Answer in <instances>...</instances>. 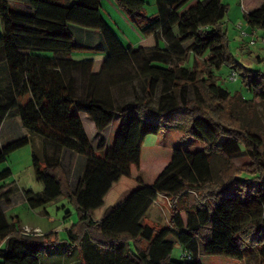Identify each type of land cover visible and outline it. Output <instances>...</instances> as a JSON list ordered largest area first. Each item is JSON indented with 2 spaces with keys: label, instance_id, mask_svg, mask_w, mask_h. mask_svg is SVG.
Here are the masks:
<instances>
[{
  "label": "trees",
  "instance_id": "trees-1",
  "mask_svg": "<svg viewBox=\"0 0 264 264\" xmlns=\"http://www.w3.org/2000/svg\"><path fill=\"white\" fill-rule=\"evenodd\" d=\"M10 1L22 0H0V63L8 75L5 85L0 80V124L8 115L17 116L28 135L0 147V164L31 145L34 176L43 187L23 190L26 204L42 207L64 193L75 204L79 222L67 229L69 241H57L52 231L24 234L18 217L8 220L3 210L11 203L13 188L0 185V264H41L40 257L58 244L64 245L66 256L76 252V264H202L203 255L241 264L247 249L260 247L263 252L264 138L256 130L224 136L218 118L239 94L222 87L215 71L233 69L242 86L261 100L264 71H241L234 61L221 29L227 4L156 0V12L148 16L144 0H113L141 34L135 46L127 47L104 19L101 0H28L32 11ZM240 4L247 25L264 31V0L258 6L251 0ZM68 25L98 30L107 54L73 60L69 55L85 48L74 44ZM121 61L130 62L134 76L143 81L142 95L115 105L102 85L104 75L110 85L132 78L114 75ZM79 70L87 74L82 95L73 76ZM190 89L199 90V101L209 108L191 104ZM79 112L92 120L96 132L119 116L111 147L104 149L103 139L97 147L91 145ZM170 127L205 145L193 152L171 148L158 160V173L147 185L131 168L140 169L146 136ZM62 149L85 157L74 191L61 167ZM242 152L252 162L239 168L231 159ZM213 153H220L226 163L216 180L211 178ZM11 174L9 168L1 170L0 182ZM188 193L196 200L195 209L175 208L171 224L160 228L144 222L158 195L173 202ZM177 244L183 258L192 261L171 258Z\"/></svg>",
  "mask_w": 264,
  "mask_h": 264
},
{
  "label": "rangeland",
  "instance_id": "rangeland-1",
  "mask_svg": "<svg viewBox=\"0 0 264 264\" xmlns=\"http://www.w3.org/2000/svg\"><path fill=\"white\" fill-rule=\"evenodd\" d=\"M144 1V11L148 16L153 15L156 12V0ZM193 1L195 0H192L191 2ZM258 1L259 0H251V3L252 5H255ZM102 2L107 11L106 17L107 19H110L112 28L117 31L118 29L115 24L120 26L118 28H120V33L123 36V44L127 47L135 46L138 39L141 37L138 29L132 24L131 20L129 21L124 11L121 10L113 0H102ZM222 2L228 5V13L224 21L221 23V29L225 33L228 49L234 61H236L241 67V71H245V69L259 72L264 71V31L262 29H252L248 27L243 18V9L240 0H222ZM108 5L115 7L119 16L118 18L109 12ZM245 9L248 8L246 7ZM239 24L240 26H238ZM96 55L98 56L99 54L71 53V57L76 60L81 58H92L94 56L96 57ZM197 61L200 65L202 64L201 59L198 58ZM229 70L230 69L225 68L220 71H215L222 87L226 88L232 94L240 95H235L232 100H229L226 103L225 112L222 114L223 117L218 118L223 123L222 128L225 129L224 136L236 134H243L244 136L245 134L243 132L247 130H256V132H259L264 138V100L252 97L251 93L242 86L240 75H238L237 79L234 81L228 80ZM114 75L116 77L121 75H132L131 79L120 81L114 85L108 84V76L104 75L106 85H102V88L109 89L110 97L115 105L133 100L136 96L142 95L143 81L137 76H134V70L130 62L121 61V64ZM73 76L76 81V89L78 90V93L82 95L87 83L86 71L79 70L74 72ZM198 95L200 96L199 90L196 92L193 89H190L188 92L189 102L198 106L200 110L208 107V105H204L202 101H199ZM149 105L151 107L155 106V101L150 102ZM212 110L217 113L216 109ZM117 116L112 119L110 122L111 124L107 126V128H110L104 130L102 135L105 139L104 144H109L108 146L111 145L114 137V134L110 129L117 125ZM82 122L91 145L97 147V143L101 137L96 132L92 120L86 114L82 113ZM1 137L2 136H0V138ZM204 145V142L200 139L183 137L182 129L176 127L167 128L156 135L150 134L146 136L144 140L140 169L136 170L131 168L132 174H135L136 172L141 173V176L143 177L144 175L148 182L158 173V160L160 158L164 160L165 157L169 155L171 148L181 147L185 151L193 152L201 149ZM29 147L30 146L27 145L12 152L6 161L0 164V171L9 168L12 173L9 178L0 182V185H3V182L14 181V187H12L13 203L9 207L4 206V208H6L7 216L11 219V217L17 215L21 221V226H25L24 224L28 226H39L41 234L52 230V232L55 233L57 241L68 240L67 229L76 226L79 220L77 208L67 195L62 193L56 199L47 203L44 206L46 214L44 213L45 211L43 210V207L31 209L22 200L21 186L31 188L33 191L39 190V187L41 188L42 186V184L35 179L31 164V154L30 152H26V149ZM51 149L52 148H50V150ZM96 151L97 155H101V151ZM242 151L244 152V147H242ZM58 152L61 158L62 170L67 178L69 174L68 172L71 171L72 168L73 175L83 168L85 163V157L83 155L68 149H62ZM209 159L212 169L211 178L216 180L218 170L226 165L225 159L220 153L210 154ZM231 160L233 165L239 168L245 167L252 162L247 153L236 156ZM195 207L196 200L192 193L181 195L173 202L167 196L158 195L156 201L149 209L147 216L144 218V222L153 226L155 229L167 226L171 224L170 219L175 208L193 210ZM18 226L19 225H17V227ZM260 249V247L247 249L245 258L241 264H264V247L262 253H260ZM52 251L57 255H59V253H64V245L58 244ZM58 251L59 253H57ZM60 257H63V255L60 254ZM171 258L182 262L193 260V258L190 260L183 258V249L178 244L174 246ZM201 262L202 264H240V262L237 263L235 259L213 255H203L201 257ZM59 263L76 264V252H72L68 257L60 258Z\"/></svg>",
  "mask_w": 264,
  "mask_h": 264
},
{
  "label": "crops",
  "instance_id": "crops-1",
  "mask_svg": "<svg viewBox=\"0 0 264 264\" xmlns=\"http://www.w3.org/2000/svg\"><path fill=\"white\" fill-rule=\"evenodd\" d=\"M263 0H259L257 4H255L256 6H258L259 4L262 3ZM9 4L13 7H16L18 9H21V10H24V11H32V8L28 5V0H22V1H10ZM108 10L111 14H113V16H115L116 18H118V13L115 9V7H113L112 5H108ZM118 10V9H117ZM122 10V9H121ZM124 11V10H123ZM101 13L104 17V19L106 20V22L108 23V25L110 26V28L112 29V31L116 34V36L118 37V39L120 40V42L123 44V36L121 35L120 33V26H118L117 24H115V26L117 27V31H115L113 28H112V25H111V21L109 19H107L106 15H107V11L105 10L104 8V5H103V2L101 0ZM124 13L126 14V12L124 11ZM127 15V14H126ZM111 17V16H110ZM128 17V15H127ZM112 19V18H111ZM129 19V17H128ZM114 21V20H113ZM130 21V19H129ZM113 23V22H112ZM115 23V22H114ZM249 27V26H248ZM68 29L69 31L72 33L73 35V38H74V44L76 46H79V47H82V48H85L83 50H76L74 51L75 53H78V54H83V53H95L97 54L96 52L93 51V49H98L99 52L98 54H103V55H106L107 54V45H106V42L103 38V36L101 35V33L98 31V30H95V29H88V28H83V27H80V26H76V25H68ZM253 29V28H252ZM2 32V23H1V20H0V34ZM124 45V44H123ZM73 53V52H72ZM71 57V54L69 55ZM97 56V55H96ZM95 57V56H94ZM92 57V58H94ZM73 60H76L75 58L71 57ZM92 58H81V59H78L77 61H81V60H89V59H92ZM0 80H2V84L5 85L7 82H8V75H7V70H6V67H5V64L4 62H1L0 63ZM25 99V98H24ZM82 113L84 112H79V116L81 118V121H82ZM85 114V113H84ZM117 116V115H116ZM118 118V122H117V125L110 129V131L115 135L116 131H117V128H118V124H119V116H117ZM83 124V122H82ZM111 124V123H110ZM109 124V125H110ZM108 125V126H109ZM84 127V125H83ZM110 128V127H108ZM107 126L101 131V132H97L99 134V136L101 137V139L105 140L102 135H103V132L104 130L108 129ZM2 132V133H1ZM28 135V131L27 129L23 126L21 120L19 117L17 116H11V115H8L6 116L3 121L1 122L0 124V136H2L0 138V147L7 143V142H10L12 140H15L17 138H20V137H23V136H27ZM37 141V140H36ZM113 141V140H112ZM36 145L39 144L41 146V141L38 140L36 143ZM109 144H105V147L104 149H107L109 147H111L112 143L110 146H108ZM27 146V145H26ZM30 147L28 149H26L27 151L26 152H30L31 154V151H32V146L29 145ZM93 146V145H92ZM94 147V146H93ZM95 148V147H94ZM61 160V158H60ZM83 171V168L77 172L76 174L73 175V168L71 169V171H69L68 173V180H69V185H70V188L72 191H74L76 189V186H77V181H78V178L80 177L81 173ZM33 173H34V170H33ZM134 176H138L140 177L147 185H150L152 184L154 177L151 178L150 181L147 182L145 176L143 175V177L141 176L142 174L141 173H138L136 172L135 174H133ZM5 187H14V181L12 180L11 182H3L2 183ZM25 189H28V188H25L24 186L22 187L21 186V195H22V191L25 190ZM42 190V186L41 188L39 187V190H36V192L38 191H41ZM22 197V200L25 202L24 198H23V195L21 196ZM155 202V201H154ZM13 203V199L11 200V203L7 206L9 207L11 204ZM26 203V202H25ZM153 205V204H152ZM151 205V206H152ZM43 207V210L45 211L44 209V206ZM39 208V207H38ZM151 208V207H150ZM34 209H37V208H34ZM3 210H4V213L6 215V217L9 219V217L7 216V213H6V208H4L3 206ZM149 211V210H148ZM46 214V211L44 212ZM148 213V212H147ZM16 217H18L17 215H15ZM147 216V214H146ZM12 218V217H11ZM18 220H19V224L21 226V221L18 217ZM26 225V224H24ZM28 226V225H27ZM22 227V226H21ZM30 227H38L39 226H30ZM40 229V228H39ZM52 231V230H51ZM50 231V232H51ZM45 233H48V231H46ZM44 234V232H43ZM59 253V251L57 252ZM60 254L63 255V257H60ZM70 256V255H69ZM66 255L64 253H59V255L55 254L52 250L51 251H48L46 254H44L43 256L40 257V261H41V264H62V263H59V259L60 258H65ZM68 257V256H67Z\"/></svg>",
  "mask_w": 264,
  "mask_h": 264
},
{
  "label": "built area",
  "instance_id": "built-area-1",
  "mask_svg": "<svg viewBox=\"0 0 264 264\" xmlns=\"http://www.w3.org/2000/svg\"><path fill=\"white\" fill-rule=\"evenodd\" d=\"M240 26V24L238 25ZM263 42H264V37H263ZM238 74L234 70H230L228 73V80L234 81L237 79ZM22 233L24 234H35V235H40L41 230L38 227H30V226H22L21 227Z\"/></svg>",
  "mask_w": 264,
  "mask_h": 264
}]
</instances>
